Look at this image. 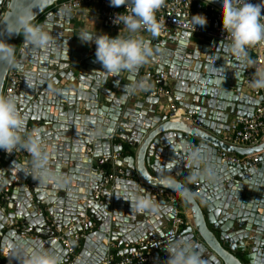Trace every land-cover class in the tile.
<instances>
[{
  "label": "water",
  "instance_id": "obj_1",
  "mask_svg": "<svg viewBox=\"0 0 264 264\" xmlns=\"http://www.w3.org/2000/svg\"><path fill=\"white\" fill-rule=\"evenodd\" d=\"M59 1L37 0L40 9H33V22L51 35L46 49L33 51L22 35L0 37L16 50L23 47L16 67L21 90L10 97L24 121L21 135L38 130L49 167L59 171L56 182L40 184L30 175L26 151L6 153L0 166V264H23L26 247L53 250L59 264H69L59 238L72 244L77 232L83 245L73 264H101L112 245L114 260L120 261L147 238L158 244L149 264H166V248L177 241L190 244L204 264H264V140L244 147L221 139L230 130L229 118L251 117L264 102V88L258 99L246 94L244 71L236 78L227 43L188 31L161 42L149 39L154 56L136 72L98 76L95 71L103 69L94 62L95 44L79 40L71 14L53 10ZM13 4L0 0L2 19ZM149 64L167 76L161 81L171 91L167 102L146 91L145 98L123 91ZM9 70L0 65V95ZM195 147L208 152L214 180L193 178L200 169L189 165L187 156ZM114 152L121 153L116 165L127 172L103 186L99 168L111 163ZM226 155H258V162L234 164L223 160ZM168 179L193 193V200L184 202L188 225L172 224L175 210L152 192L153 187L172 191L164 183ZM129 191L149 197L155 210L131 212L123 196Z\"/></svg>",
  "mask_w": 264,
  "mask_h": 264
},
{
  "label": "clouds",
  "instance_id": "obj_2",
  "mask_svg": "<svg viewBox=\"0 0 264 264\" xmlns=\"http://www.w3.org/2000/svg\"><path fill=\"white\" fill-rule=\"evenodd\" d=\"M219 4L222 28L227 33L229 43L224 51L231 54L236 78L240 73L255 65L256 61L249 56L248 49L264 44V0L257 4L246 0H209ZM164 0H109V5L119 7L124 5L126 10L116 16L115 22L122 24L126 35L121 31L115 37L108 34L96 35L87 29H80L76 34L82 43L95 44V61L103 70L95 71L98 76H120L122 72L133 73L147 64L154 56L150 41L140 35L146 31L152 37L159 36L162 23L156 18V11L161 8ZM34 8L40 9L37 0H14L13 9L7 18L0 19V37L5 34L10 38L13 35H22L23 43L31 46L33 51L46 49L51 42V35L45 25L34 23L37 13ZM61 14L70 15L71 8L65 5ZM196 28L206 25V18L201 15L192 16ZM194 28L193 30H195ZM0 65L5 68H16V46L0 39ZM223 73V68H215ZM249 86L253 89L264 88V70L254 73V79ZM152 85L147 78L131 80L124 84L123 91L128 94H137L149 91ZM24 121L20 116L13 98L0 95V150L7 153L23 150L30 155V175L40 184L56 182L59 171L52 170L48 165V155L43 151L39 141L38 130H32L21 135ZM189 165L200 169L193 174L202 179L214 180V170L210 163L208 152L202 147L193 148L187 156ZM164 183L182 201L188 203L193 200V193L177 180L168 179ZM130 202L131 212L145 213L154 211L155 206L147 196H140L135 191L123 194ZM169 258L166 264H204L200 254L184 242L177 241L167 248ZM21 255L26 257L23 264H59L55 251L43 248L26 247ZM20 260V257H16Z\"/></svg>",
  "mask_w": 264,
  "mask_h": 264
},
{
  "label": "built area",
  "instance_id": "obj_3",
  "mask_svg": "<svg viewBox=\"0 0 264 264\" xmlns=\"http://www.w3.org/2000/svg\"><path fill=\"white\" fill-rule=\"evenodd\" d=\"M246 2L257 4L260 0H246ZM68 5L71 8V15L79 10L86 8L93 12L99 18L101 24L106 28L117 29L122 27V24L116 23L115 18L118 14L125 12L124 5L114 7L109 5V0H62L55 3L53 10L61 11V8ZM4 10L0 7V19H2ZM201 15L206 18V25L202 28H196L193 24L192 16ZM261 15L264 16V8L261 9ZM156 18L162 23L163 27L159 36L154 37L158 42L169 37L174 33L188 31L193 35L208 38L211 40L222 41L229 43L227 33L222 28L221 15L219 8L204 0H164L163 5L156 11ZM196 28L195 30H193ZM141 33H147L141 31ZM140 33V34H141ZM23 53L22 44L17 47L16 59L19 62L18 55ZM249 56L256 61L255 65L249 67L243 73L242 85L247 93L256 99L263 95V88L253 89L249 86L250 81L254 79V73L263 70L264 67V45L259 44L248 49ZM230 58L228 59V61ZM147 78L152 85L146 93L151 97L170 98V89L161 84V81H166L165 73H156L151 69L142 70L137 77V80ZM21 74L16 71V68H10L5 82L2 96L11 97L14 94L20 93L21 90ZM221 139L223 142L236 146L251 147L255 146L264 140V102L258 105L251 117H243L237 122V126L228 132H225ZM87 151L92 154V148ZM7 152L0 150V166H2ZM121 158L120 152L112 154L109 168H99V172L104 176L103 186L109 185L112 181L124 177L126 171L116 165V161ZM223 160L234 164H242L255 166L258 162V155L238 156L226 155ZM28 168H31L30 161L27 163ZM34 187V184L29 185ZM152 192L160 199H164L175 210L174 225L176 227L189 224L190 212L187 209L184 201L176 196L173 191L165 188L153 187ZM8 199L9 195H5ZM74 226H70L67 231L73 230ZM87 224H83L86 228ZM61 243L67 249L66 259L69 264H73L78 256V252L82 247V233H75L71 237V241L64 235L59 238ZM111 246V251L106 255L101 264H149L153 258V252L158 249L156 240L145 239L137 243L136 252L126 256L120 261L114 260V253ZM145 248H147L145 250Z\"/></svg>",
  "mask_w": 264,
  "mask_h": 264
},
{
  "label": "crops",
  "instance_id": "obj_4",
  "mask_svg": "<svg viewBox=\"0 0 264 264\" xmlns=\"http://www.w3.org/2000/svg\"><path fill=\"white\" fill-rule=\"evenodd\" d=\"M70 25H71L72 28L78 29V31H75V34H77L80 29L84 28V29H87L89 31L95 32L96 35L108 34L110 37H115V36H117L119 34L120 31H121L122 35H126V32L123 29V26L119 27L117 29L106 28V27H104L101 24V22H100L99 18L97 17V15H95L93 12L87 10L86 8L81 9L77 13L71 15ZM140 35L143 36L144 38L148 39V40L154 38L149 33H141ZM66 36H72V34L71 33H65L64 37H66ZM145 69L155 70V66L153 64H149V65L145 66ZM232 89H234V88H232ZM243 91L246 94H248L246 89L243 88ZM146 95L147 94L145 93V91H142L141 95H140V98H145L144 96H146ZM161 99H162L163 102H167V98L166 99L165 98H161ZM134 105H136V101L130 102L129 107H134ZM237 122L238 121H236L235 117L229 118L228 124H227L228 127H230L229 131L233 130L237 126ZM225 132H228V131H223L221 136ZM103 168H109V164H105V166ZM168 213H169L170 216L172 215L171 212H168ZM172 224H174V218H173ZM65 232H67V230H65L64 233ZM82 245H83V242H82ZM92 250H93V248H92Z\"/></svg>",
  "mask_w": 264,
  "mask_h": 264
}]
</instances>
